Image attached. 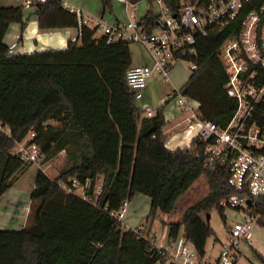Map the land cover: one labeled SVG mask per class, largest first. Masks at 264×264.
I'll return each instance as SVG.
<instances>
[{"label":"trees","instance_id":"16d2710c","mask_svg":"<svg viewBox=\"0 0 264 264\" xmlns=\"http://www.w3.org/2000/svg\"><path fill=\"white\" fill-rule=\"evenodd\" d=\"M202 3L207 0H186ZM104 10L111 0H102ZM178 11L181 0H166ZM34 13L41 28L80 27L81 39L67 47L11 53L5 35L13 22L27 24L24 5L0 0V119L11 127L12 136L0 134V198L33 163L12 153L16 141L31 131L45 153L68 146L90 155L84 165L63 171L56 179L42 169L35 174L31 191L30 224L22 228L0 226V264H166L143 227L123 226L111 213L138 193L151 198L148 218L161 217L173 241L183 228L186 239L201 256L215 230L205 216L221 200L238 191L229 183L228 165H208V141L195 136L190 145L169 148L165 132L169 120L163 108L153 116H141V108L127 82L133 65L129 41L109 42L97 36L98 27L80 24L78 15L63 0L36 2ZM152 8L144 22L153 23ZM240 16L223 30L197 35L193 68L182 86L185 94L200 99L199 116L225 125L237 105L226 90L228 74L219 56L223 40L241 26ZM22 37V35H21ZM264 77V67L259 66ZM197 81L200 91H194ZM205 175L210 191L187 206L178 219L179 198ZM76 177L102 182L95 200L67 192L59 184ZM264 226V200L258 203ZM256 252L259 264L264 255Z\"/></svg>","mask_w":264,"mask_h":264},{"label":"built area","instance_id":"2783aa9c","mask_svg":"<svg viewBox=\"0 0 264 264\" xmlns=\"http://www.w3.org/2000/svg\"><path fill=\"white\" fill-rule=\"evenodd\" d=\"M42 1L45 0H26V4ZM121 1L129 10L127 22L106 23L102 16L95 26L94 20L87 18L81 8L68 2H64V6L78 15L81 25L98 27L109 42L136 41L146 48L151 62L133 64L127 70V82L136 99L144 97L151 82L158 79L171 81L178 59H190L192 67H197L191 56L196 52L198 34L209 36L243 15L239 31L225 38L219 48V56L228 74L227 93L237 100L230 120L225 125L202 120L199 116L200 101L185 94L182 87L176 86L163 102H172L181 112L189 113L185 118L190 121L187 134L192 133L194 123L198 124L194 137L200 136L208 141L205 147L208 165L221 163L229 166V183L238 192L225 196L220 205L235 209L240 217L230 226L227 238L221 242L220 255L215 260L201 256L193 243L186 239L183 229L173 241L168 240L164 244L150 239L166 264H251L241 261L242 242L251 241L255 226L260 225L258 220L262 213L258 212V203L264 200V77L259 67H264V0H207L202 3L181 0L176 12L166 0H149L159 7L151 24L144 22V17H137L135 0ZM154 113L149 109L141 112V116H153ZM168 130H165L167 134ZM0 134L12 136L11 127L1 119ZM35 135L31 131L16 141L11 151L37 164L51 177L53 154L42 150ZM170 137L173 134L168 135V139ZM59 184L65 191L89 200H95L103 189L101 180L93 184L90 177L84 182L76 177L69 181L60 180ZM129 206L130 199H126L119 210L111 213L126 228L130 227L124 221ZM177 214L175 211L166 218L170 220ZM139 233L149 237L143 230Z\"/></svg>","mask_w":264,"mask_h":264},{"label":"rangeland","instance_id":"374dc122","mask_svg":"<svg viewBox=\"0 0 264 264\" xmlns=\"http://www.w3.org/2000/svg\"><path fill=\"white\" fill-rule=\"evenodd\" d=\"M21 0H2L5 4H18ZM137 2V17H144L150 9H154L155 12L159 11L157 4H153L149 0H135ZM63 2H68L75 7L81 8L85 16L95 22L98 18L103 16V20L106 23H113L115 21L127 22L129 20V10L124 2L121 0H111V6L104 10L102 0H63ZM14 23V22H13ZM19 23V22H17ZM21 23V22H20ZM12 27V26H11ZM9 27V29H11ZM14 27V26H13ZM14 29V28H13ZM102 34L101 30L97 32V36ZM130 47L132 51L133 63H146L151 59L149 52L144 46L136 41L130 42ZM193 63L190 59L180 58L175 63L172 71V80L163 81L158 79L152 82L145 91L143 98L136 99V104L140 106L141 112H146L147 110L156 111L159 108H163L166 118H170L167 125L168 135L183 130L190 121L185 118L189 114L188 112H181V110L173 105V103H163L164 99L173 92L176 86L182 87L187 81L192 73ZM200 84L195 81L193 87L194 91H200ZM197 100V97H194ZM147 103V104H146ZM70 144V139L64 138L62 145H67L53 153V166L50 170V175L53 178L59 177L63 171H66L70 167L84 165L89 161L90 155H82L81 153L74 150L73 146H68ZM62 151V153H61ZM39 169L37 164H32L23 174L20 175L17 182L8 191L5 192L4 196L0 200V225L9 228H18L23 224H30L32 221L31 216V191L35 183V174ZM210 191V186L205 175H202L194 184L179 198L177 202L176 211L178 214L176 217L170 219H178L183 213L184 209L191 203L203 198ZM143 194V193H142ZM141 195V194H140ZM145 195V194H143ZM145 197V196H141ZM133 203L139 201V196L137 194L132 197ZM130 199V206L128 212L124 218V221L132 222L130 224H139L140 220L129 221L128 215L132 212L133 204ZM224 208V207H223ZM140 212V210H138ZM143 215L141 219V225L147 226L148 212L143 210ZM205 219L215 230V234L212 235L206 245L205 259L211 258L212 260L217 259L221 252V242L227 238L228 230L230 226L234 223V220L239 218V212L232 208H224V214H222L217 208L210 212V218L205 216ZM152 221V218H149ZM149 222V227L144 229L145 233H148L149 237L152 238L154 235L152 227V222ZM161 217L155 218V225L160 224ZM163 223V222H162ZM21 228V227H20ZM183 229V228H182ZM255 229L261 231L262 239L255 244L261 246L264 249V226L257 225ZM243 258L241 262H249L257 264L259 260L255 255L252 246L246 242H242ZM245 255V256H244Z\"/></svg>","mask_w":264,"mask_h":264},{"label":"crops","instance_id":"0c3cea01","mask_svg":"<svg viewBox=\"0 0 264 264\" xmlns=\"http://www.w3.org/2000/svg\"><path fill=\"white\" fill-rule=\"evenodd\" d=\"M14 5H24L25 19L27 20V24L23 32H22V24L20 22L19 23L14 22L10 25V27L11 26L12 27L11 29H8V32L5 35V42L6 44L9 45L11 53L34 52L37 50H46V49H60V48L67 47L70 40H80L81 39L80 27L41 28L39 26L38 18L36 14L34 13L35 6L33 4L27 5L26 0H21L18 4H14ZM148 60H150L149 62H151V59H148ZM167 119L170 121V118H167ZM191 128H192L191 134H187V130H188L187 126L183 130L173 133V137H170L168 141L166 142L167 146L169 148L175 149L178 146L189 145L194 138V135L198 128V124L194 123ZM137 196H139L140 198L138 202L135 201L133 203V199L131 200L133 207H132V212H130V214L128 215V218H129V221H133V220L139 221L140 220V223L130 224L132 222H128V220H126V223L130 227L140 226L145 229L149 227L148 221L150 220L149 218L147 219V226L141 225V219H142L141 217L143 215L142 211L146 209L147 212L149 213L150 207H151V198L147 195H143L142 193H138ZM141 196H145V197H141ZM138 210H140V212H138ZM138 215L141 219L138 217ZM150 222H152V225H153L150 227L154 229L153 230L154 235L152 236L153 241H155L156 243H161V244H164L168 240L171 241L169 238L168 225L162 223V221L160 222V224L155 225V219H153ZM24 225L25 224L20 225L18 228L20 227L22 228ZM0 226H3V225H0ZM261 239H262L261 231L254 228L253 237L251 241L249 242L246 241V243L252 246V249L255 255H256L255 251H258L259 253L264 255V249L261 246L255 244V242L259 243ZM251 264H254V263H251Z\"/></svg>","mask_w":264,"mask_h":264},{"label":"water","instance_id":"95a60500","mask_svg":"<svg viewBox=\"0 0 264 264\" xmlns=\"http://www.w3.org/2000/svg\"><path fill=\"white\" fill-rule=\"evenodd\" d=\"M250 202V201H249ZM207 216H208V219L210 218V212L207 214Z\"/></svg>","mask_w":264,"mask_h":264}]
</instances>
